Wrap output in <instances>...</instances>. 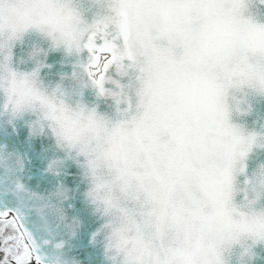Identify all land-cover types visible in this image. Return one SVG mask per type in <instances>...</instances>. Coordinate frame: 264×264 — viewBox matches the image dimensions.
Segmentation results:
<instances>
[{"label": "snow or ice", "instance_id": "6c2138e0", "mask_svg": "<svg viewBox=\"0 0 264 264\" xmlns=\"http://www.w3.org/2000/svg\"><path fill=\"white\" fill-rule=\"evenodd\" d=\"M255 98L264 0H0V264H256Z\"/></svg>", "mask_w": 264, "mask_h": 264}, {"label": "water", "instance_id": "95a60500", "mask_svg": "<svg viewBox=\"0 0 264 264\" xmlns=\"http://www.w3.org/2000/svg\"><path fill=\"white\" fill-rule=\"evenodd\" d=\"M247 126L259 130L260 124H264V98H255L253 112L246 119ZM26 138V132H25ZM12 139V138H10ZM19 137L15 142H19ZM26 156L25 171L23 173L24 183L36 191H45L50 187L49 175L45 169L47 161L42 157L34 156L32 153L21 152ZM65 252L68 256L74 257L79 264H104L102 250L87 243L86 233L68 241ZM256 264H264V247L257 250Z\"/></svg>", "mask_w": 264, "mask_h": 264}]
</instances>
